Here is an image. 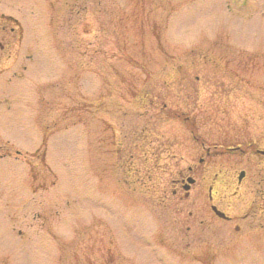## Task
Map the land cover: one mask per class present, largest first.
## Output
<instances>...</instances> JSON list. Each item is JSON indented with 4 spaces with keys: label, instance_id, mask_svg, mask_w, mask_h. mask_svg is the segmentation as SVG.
<instances>
[{
    "label": "rangeland",
    "instance_id": "rangeland-1",
    "mask_svg": "<svg viewBox=\"0 0 264 264\" xmlns=\"http://www.w3.org/2000/svg\"><path fill=\"white\" fill-rule=\"evenodd\" d=\"M0 41V264L209 258L175 180L264 166V0H0Z\"/></svg>",
    "mask_w": 264,
    "mask_h": 264
},
{
    "label": "flooded vegetation",
    "instance_id": "flooded-vegetation-1",
    "mask_svg": "<svg viewBox=\"0 0 264 264\" xmlns=\"http://www.w3.org/2000/svg\"><path fill=\"white\" fill-rule=\"evenodd\" d=\"M3 48L0 41V52ZM148 96L153 104L154 95L150 98L149 92L144 91L143 98ZM166 104L162 99L161 106ZM172 113L175 118V111ZM255 152L264 155V151ZM205 156L209 157L210 151H200L196 161L188 166V174L175 180V196L191 200L186 230L194 247L199 240L206 243L202 251L210 256L200 264H211L214 252L222 253L236 245L253 251L264 245V178L260 176L264 166L254 165L256 173L245 168L210 173Z\"/></svg>",
    "mask_w": 264,
    "mask_h": 264
}]
</instances>
